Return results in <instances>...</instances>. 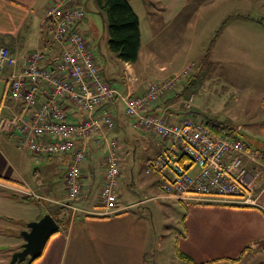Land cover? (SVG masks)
Wrapping results in <instances>:
<instances>
[{
    "label": "crops",
    "instance_id": "0c3cea01",
    "mask_svg": "<svg viewBox=\"0 0 264 264\" xmlns=\"http://www.w3.org/2000/svg\"><path fill=\"white\" fill-rule=\"evenodd\" d=\"M51 1L0 0V44L7 47L16 59L14 66L0 70V102L5 103L2 109L5 116L24 110L20 101L6 100L8 76L23 70L27 56L37 50L45 55V66H51L58 59L60 47L51 41L53 24L45 19V9ZM128 1L137 15L142 11L149 26L148 42L143 44L140 41L138 56L134 62L121 60L110 50L108 22L94 0L91 1V6L102 20V39H99V29L91 19L84 17L79 23L83 31L93 35L95 47L99 52L98 58L94 57L107 82L118 92L116 98L100 106L96 112L100 114L103 108L109 109L115 118V126L87 137L76 138L74 142L75 148L84 146L87 151V157L81 165L82 190L80 196L74 200L81 203V210L60 208V203L66 200L64 178L69 155H38L21 149L17 144V131L0 129V233L11 227L13 218L21 219L27 224L38 220L45 213L51 214L59 224V229L50 235L40 255L30 264H147L150 247L154 246L153 225L141 206L144 205L145 199L155 198V195L138 200L132 198L133 200L126 202L123 194L117 189L118 210L111 214L100 213L102 209L99 191L108 154L105 139H117L121 157L124 156L125 160L133 154V147L136 149L137 144L145 146L151 153L147 163L165 151L167 142L160 136L150 129L134 126V118L125 114L122 97L143 93L150 83L168 78L191 59L190 49L184 53L185 56L183 53L178 55V52L182 51L176 50L178 43L175 36H178L179 32L178 21H182L180 15L196 12L197 6L194 4L199 0H139L140 10L136 9L132 0ZM227 1L229 0H210V3L214 8H221L222 3L227 4ZM138 20L141 40L139 15ZM222 22L216 30L220 26L219 29L222 30L225 25ZM213 35L207 41V52L203 53V57L208 58L206 69L211 66L214 70V67L218 66L224 73V62L230 60L211 58V48L218 37L217 35L210 42ZM200 63L204 64L203 59ZM198 70L196 66L193 73H198ZM227 80L228 77L227 85L232 84L230 79L229 82ZM189 81L178 85L145 112L159 113L174 121L189 115L199 118L198 112L192 108V101L188 108L185 105L189 97ZM46 92L45 89L41 90L38 98L44 99ZM61 102L69 121H78L85 115L68 100L63 99ZM190 111L194 114H190ZM100 138H103L106 145L103 155L96 151L98 144L102 142ZM261 152H264V149L250 151L246 144V151L242 156L243 165L248 172L247 178L253 188V202L222 203L161 197L165 199V206L170 207V212L174 210V204H181L184 208L181 228L179 227L170 239L180 264H264V162L259 159ZM61 160H65L66 164L62 185L57 178ZM127 167L128 164L123 169L120 183L126 184L127 194L133 197L134 182L127 183ZM149 173L154 174V180L159 187V172L155 170ZM146 188L147 183H140L137 187L145 194L148 192ZM28 192L34 195H29ZM94 192L92 201L91 195ZM140 200L144 202L138 204ZM134 207L137 209H133ZM58 211L59 220L56 218ZM158 239L164 238L159 236ZM23 242L24 240H21L19 244ZM1 251L0 249V253ZM181 255H185L189 260H185Z\"/></svg>",
    "mask_w": 264,
    "mask_h": 264
},
{
    "label": "built area",
    "instance_id": "2783aa9c",
    "mask_svg": "<svg viewBox=\"0 0 264 264\" xmlns=\"http://www.w3.org/2000/svg\"><path fill=\"white\" fill-rule=\"evenodd\" d=\"M84 17L85 10L79 0L51 1L45 9V19L53 24L51 41L60 47L58 59L51 66H45L42 51L28 55L23 70L8 76L5 89L6 100L20 101L24 110L5 116L2 114L5 103L0 102V129L17 131L19 148L38 155H69L64 178L66 200L60 205L72 210H76L72 202L82 190L81 165L87 157L84 146L74 147L75 139L115 126L109 109L103 108L100 114L96 112L118 95L102 74L79 26ZM15 63L13 53L0 44V70ZM195 68L194 61H187L168 78L150 83L143 93L122 97L125 114L134 118V126L150 129L167 142L165 151L152 158L145 169L147 173L156 170L160 174L161 194L156 197L253 202L252 184L242 159L245 142L215 134L204 120L194 115L174 121L159 113L145 112L186 81ZM43 89L47 92L41 100L38 95ZM63 99L85 113L82 119H67ZM192 100L193 94L185 101L187 108ZM105 141L108 154L99 203L101 214H111L118 210L122 157L116 138ZM181 157H185L183 162ZM143 202L140 200L138 204Z\"/></svg>",
    "mask_w": 264,
    "mask_h": 264
},
{
    "label": "rangeland",
    "instance_id": "374dc122",
    "mask_svg": "<svg viewBox=\"0 0 264 264\" xmlns=\"http://www.w3.org/2000/svg\"><path fill=\"white\" fill-rule=\"evenodd\" d=\"M91 1L81 0L85 7V17L91 19L99 29V39H102L104 34L102 20L95 13ZM132 3L137 10H140L139 0H132ZM194 5L197 6L196 12L194 9L192 13L180 15L179 18L182 21H178L177 30L179 32L178 36H175L178 43L176 50L182 51L178 52V55L183 53L182 55L185 56L184 53L190 49L192 57L188 61H194L199 69L198 73H191L187 79V81L190 80L188 94L189 96L193 94L194 98L191 102L192 108L200 115L199 119L207 118L219 124L221 135L224 138H238L247 144L250 151L263 150L264 134L260 131V124L264 123V108L261 105V99L264 96V0H229L227 4L222 3L221 8H214L210 0H199ZM138 15L142 31L140 41L145 44L148 42V19L142 11ZM225 18V25H223L210 53L212 59L230 60L224 62L225 68L222 73V68L219 70L218 66L214 67V70L211 66L206 69L208 58L203 57V53L208 50V39ZM259 19H262V22ZM83 32H86L90 49L98 58L99 52L95 47L96 41L93 35L85 30ZM202 59L203 65L200 63ZM227 77V81L229 82L230 79L232 82V84H228L229 87L226 82ZM99 140L102 142L98 144L99 148L96 151L103 155L106 145L103 138ZM261 153H259V157ZM150 156L151 153L145 146L137 144L136 149L133 147V154L129 156L128 160H125L124 156L123 159L121 158V176L125 165L128 164L127 183L134 182L133 197H129L127 194L126 184L120 183L118 189L123 194L124 201L130 202L133 200L132 198L138 200L161 193L156 185V180H154V174L145 171L147 158ZM58 165L60 177L57 178L62 185L65 160H61ZM140 183L143 185L147 183L146 190L148 192L146 194L137 189ZM94 197L95 192L91 195L92 201ZM150 198L145 199L144 205L141 206V209H145L148 220L153 225L152 232L155 235V243L153 247H150L147 264H180L179 258L175 255L174 244L170 239L173 237L172 234L181 228L180 221L184 208L181 204H174V210L170 212V207L165 206V199ZM72 203L76 210H81V203L75 201ZM76 210L73 209V211ZM10 225V228H5L0 233V236H3L0 237V249L2 250L0 264H30V258L11 263L13 253L20 249L19 241L23 240L21 232L26 228V224L21 219L13 218ZM159 236L164 239L159 240Z\"/></svg>",
    "mask_w": 264,
    "mask_h": 264
},
{
    "label": "trees",
    "instance_id": "16d2710c",
    "mask_svg": "<svg viewBox=\"0 0 264 264\" xmlns=\"http://www.w3.org/2000/svg\"><path fill=\"white\" fill-rule=\"evenodd\" d=\"M100 12L104 13L108 22L109 41L108 46L111 51L124 61L134 62L137 59L140 47V31L138 15L132 8L128 0H94ZM262 22V19H259ZM50 22V21H48ZM226 19L222 22L224 24ZM221 27V26H220ZM219 27V28H220ZM217 29L212 36V42L218 35L220 29ZM261 105L264 108V97L261 99ZM194 114L193 111L189 112ZM207 126L217 135H221V126L214 121L203 118ZM261 132L264 134V123L261 125ZM260 159L264 162V152L260 154ZM185 157H181L183 162ZM60 208L64 209L65 206ZM59 211L56 213L58 218ZM182 256V255H181ZM185 260H189L185 255L182 256ZM30 259L31 262L34 260Z\"/></svg>",
    "mask_w": 264,
    "mask_h": 264
},
{
    "label": "water",
    "instance_id": "95a60500",
    "mask_svg": "<svg viewBox=\"0 0 264 264\" xmlns=\"http://www.w3.org/2000/svg\"><path fill=\"white\" fill-rule=\"evenodd\" d=\"M58 229V222L49 213H45L38 220L28 222L26 229L21 232L24 242L20 249L13 253L11 263L39 256L47 239Z\"/></svg>",
    "mask_w": 264,
    "mask_h": 264
}]
</instances>
